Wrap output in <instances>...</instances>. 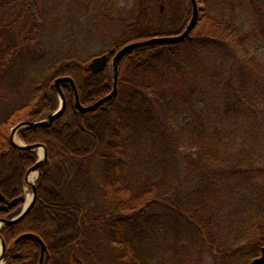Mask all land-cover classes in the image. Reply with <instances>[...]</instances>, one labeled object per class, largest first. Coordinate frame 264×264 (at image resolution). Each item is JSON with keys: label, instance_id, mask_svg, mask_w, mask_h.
Returning <instances> with one entry per match:
<instances>
[{"label": "trees", "instance_id": "obj_1", "mask_svg": "<svg viewBox=\"0 0 264 264\" xmlns=\"http://www.w3.org/2000/svg\"><path fill=\"white\" fill-rule=\"evenodd\" d=\"M135 1L143 11L119 23L112 47L102 53L181 32L191 16L189 0H163L166 11L152 17L147 7L162 0ZM196 1L198 18L184 39L134 47L120 57L114 98L81 113L71 85L62 82V114L50 126L19 128L23 142L46 147L48 160L36 179L31 209L0 231L6 244L2 264H39L37 240L15 241L25 232L44 242L42 264H168L167 255L176 260L171 264H195L206 245L219 258L217 264H243V257L253 264L264 245V164L236 156L230 169L215 164L232 157L233 135L250 141L264 137V71L251 74L249 35L223 11L221 0ZM42 2L0 0V81L15 61L39 47ZM89 60L46 58L30 79L28 99L0 111V192L7 200L17 198L15 205L0 208V218L20 212L25 173L37 159L35 150L10 143L11 128L23 120H40L58 107L51 87L58 76L73 80L82 104L109 93V63L93 73ZM140 151L150 154L156 172L134 181L128 172L141 161ZM234 190L235 215L229 218L217 196L232 198ZM224 213L228 223L235 216L229 245L224 241L229 234L212 238L211 225ZM252 229L262 237L248 253L245 243Z\"/></svg>", "mask_w": 264, "mask_h": 264}, {"label": "rangeland", "instance_id": "obj_2", "mask_svg": "<svg viewBox=\"0 0 264 264\" xmlns=\"http://www.w3.org/2000/svg\"><path fill=\"white\" fill-rule=\"evenodd\" d=\"M220 3L223 11L232 15L242 25L244 32L249 35L246 45L249 48L250 61L248 64H250L251 74L255 69L264 71V0H221ZM160 6H162L161 11L159 10ZM42 7L44 15L39 47L36 48L34 55H30L23 48L22 52H26V56L23 55L21 61H15L5 74L4 79L0 81V111H8L28 99L31 91L30 79L39 74L44 67L42 62L46 58L54 60L63 56H76L81 59H89L94 55L101 54L112 47V40L120 29L119 23L134 18L143 11L142 6L135 0H43ZM166 9L162 0L156 7H147V12L152 17L157 12L163 14ZM160 24V20H158L156 25ZM238 49L240 57L243 51L240 47ZM32 58L35 59L30 62ZM185 135L187 136L186 133ZM15 136L16 139L19 138L23 142L18 133ZM185 141L187 146L188 140L185 139ZM235 141H237L236 144ZM230 144H232V157L225 164H215L216 169L235 167V156L244 162L254 160L253 164L255 165L259 162L264 164V137L258 136L255 140L250 141L249 138L245 139L242 134L236 138L233 135ZM185 145H180V151H185ZM35 152L38 158V149ZM191 153L196 155V152ZM139 155L141 161L138 164H132L128 172L129 179L134 181L136 178L149 179L152 172H156V166L154 167L150 154L140 151ZM262 176L264 178V172ZM185 189L190 190V186H186ZM30 194L29 187L24 183L25 199ZM225 195L223 193L217 196L218 206L223 205V211L228 216L235 215L232 212L235 207V190L232 198L227 199ZM237 196L242 198L240 195ZM225 213L218 214V219L216 218L211 225L213 228L211 231L214 239L219 238V235L227 236L229 234L227 236L229 239L225 238L224 240L229 245L230 238L235 236V227H233L235 226V216L232 218L234 221H229L233 224H229L230 216L225 221ZM243 215L249 217L248 214ZM230 227L234 228L232 234L229 230ZM248 234L249 239H246L245 244L250 248V250L248 249V253H250L253 244L258 242L262 235L256 229H252ZM165 258L168 264L176 261L172 256L167 255ZM160 260L161 258H156V262ZM217 260L219 258L215 256L213 248L206 245L195 264H217ZM241 263L248 264L246 257L242 258Z\"/></svg>", "mask_w": 264, "mask_h": 264}, {"label": "water", "instance_id": "obj_3", "mask_svg": "<svg viewBox=\"0 0 264 264\" xmlns=\"http://www.w3.org/2000/svg\"><path fill=\"white\" fill-rule=\"evenodd\" d=\"M189 1L191 5V16H190L188 23L186 24V26L181 32H178L175 34H168V35H154V36L147 37L145 39L131 41V42H128L122 45L119 48L110 49L109 54L101 53V54L94 55L90 58V60L87 63V67L93 73L99 72L107 65V63H109L110 70H111V77H112V89L109 93L99 97L95 102L91 104H82L79 101L77 90H76L73 80L69 76H58L51 83V87L54 88L59 98L58 107L55 110L47 113V115L40 120H36V121L23 120V121L18 122L11 128L10 134H9V140H10V143L14 147H17L20 150H37L38 147H42L43 151L41 155L40 154L38 155V158L26 170V173H25V183L30 189V193H31L30 196L24 200L23 206L18 214H16L15 216L11 218H0V231L4 227L9 226L21 220L31 209V207L33 206L37 198L36 179L41 171V168L47 163V160H48L47 150L43 144L41 143L27 144L25 142H22L19 138L16 139L15 135L17 134V131L19 130V128L23 126H34V125L50 126L51 123L62 114V112L65 109V104H66L65 96L61 88L62 82H68L71 85L73 89V94H74L75 109L81 113L94 110L98 106L100 105L102 106V103L114 98L116 95V90H117L118 62H119L120 57L127 50L134 48V47L145 46L149 44L180 41L184 39L191 32L198 18V4L196 0H189ZM161 10H162V6H160V11ZM32 172H37V175L33 177L32 179H30L29 175ZM16 202H17V198H14L12 200H7L4 197V195L0 192V208H6L9 206H13L16 204ZM29 237L37 240V242L40 245L39 264H42L46 247H45L44 242L39 238V236H37L34 233L25 232V233L20 234L16 238L15 241L18 242L19 240L23 238H29ZM5 256H6V244L0 232V264L4 260ZM252 262L253 264H264V245L261 247V254L259 256L254 257Z\"/></svg>", "mask_w": 264, "mask_h": 264}, {"label": "bare ground", "instance_id": "obj_4", "mask_svg": "<svg viewBox=\"0 0 264 264\" xmlns=\"http://www.w3.org/2000/svg\"><path fill=\"white\" fill-rule=\"evenodd\" d=\"M38 151H39V154L41 155L42 154V147H38ZM37 175V172H32L30 175H29V178L32 179L33 177H35Z\"/></svg>", "mask_w": 264, "mask_h": 264}, {"label": "flooded vegetation", "instance_id": "obj_5", "mask_svg": "<svg viewBox=\"0 0 264 264\" xmlns=\"http://www.w3.org/2000/svg\"><path fill=\"white\" fill-rule=\"evenodd\" d=\"M262 247V246H261ZM261 247H260V250H259V253L256 255V256H259L261 254ZM255 256V257H256Z\"/></svg>", "mask_w": 264, "mask_h": 264}]
</instances>
